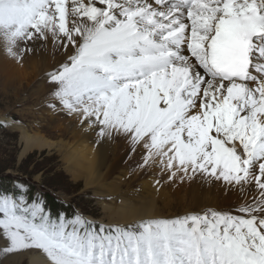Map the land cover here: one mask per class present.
<instances>
[{
  "label": "snow or ice",
  "instance_id": "snow-or-ice-1",
  "mask_svg": "<svg viewBox=\"0 0 264 264\" xmlns=\"http://www.w3.org/2000/svg\"><path fill=\"white\" fill-rule=\"evenodd\" d=\"M50 40L66 56L48 74L50 108L101 139L124 136L169 180L199 177L241 203L107 223L53 212L14 183L0 188V252L38 249L49 264H264V0H0V48L23 60Z\"/></svg>",
  "mask_w": 264,
  "mask_h": 264
},
{
  "label": "bare ground",
  "instance_id": "bare-ground-1",
  "mask_svg": "<svg viewBox=\"0 0 264 264\" xmlns=\"http://www.w3.org/2000/svg\"><path fill=\"white\" fill-rule=\"evenodd\" d=\"M30 47L35 51L26 54L23 60H17L8 53L0 56V87L7 92L13 91L21 99L24 98V94H34L36 110L45 114L48 109L45 105L42 106V102H51L52 85L50 80L45 84L44 82L53 67L66 59L65 49L58 47L51 40L47 43L36 41ZM17 69L23 70L24 75H17ZM32 78L36 80L33 83ZM57 110V112L48 111L49 114L44 116L47 117L45 121L50 127L49 130L53 132L51 134L58 138L57 140H49L39 130L27 129V125L17 126L18 124L12 122L13 126L20 128L23 143L20 157L35 149L57 147L63 155L66 170L76 179L83 176L86 187L94 189L93 194L98 199L103 213L99 221L129 224L143 219L163 217V207L160 205L162 197L155 189V185H158L155 178L153 179L155 184L151 180H146L141 190L129 193V190L127 192L124 190L130 185L119 177L120 174H127L130 166L137 174L142 172L140 168V170L136 168L145 163L144 149L139 146L134 147L130 140L118 134L101 139L97 130L81 122L79 115L71 113L68 117L66 110ZM155 158L148 162L155 161ZM117 172L119 176L111 180ZM191 181L193 191L198 192L201 197L196 203H193L194 201L192 205L189 203L185 211L200 209L204 205L226 206L235 199L241 202L236 192L225 193L218 185L203 184L199 177ZM114 195L115 199L111 203L105 201L106 198ZM25 256L28 257L29 264H49L46 254L38 249L9 254L5 257L4 264L18 263Z\"/></svg>",
  "mask_w": 264,
  "mask_h": 264
},
{
  "label": "rangeland",
  "instance_id": "rangeland-1",
  "mask_svg": "<svg viewBox=\"0 0 264 264\" xmlns=\"http://www.w3.org/2000/svg\"><path fill=\"white\" fill-rule=\"evenodd\" d=\"M6 53L3 48H0V56H4ZM24 73L23 70L17 69V75L22 76ZM31 81L33 83L36 80L32 78ZM48 81L49 77L44 84ZM24 95V98L21 99L13 91L7 92L0 87V188H11L14 183L24 184L30 187L33 192L43 193L53 212L64 209L71 215L72 211L76 209L84 213L89 219L99 221L103 213L98 199L93 194L94 189L86 187L83 176L76 179L66 170L63 155L57 147L35 149L26 153L22 158L20 157L23 143L21 141L20 128H17V126L27 125V129L39 130L49 140L58 139L51 134L53 132L49 130L50 127L45 121L47 117H44L49 114L48 111L57 112L58 110L49 107L51 102L43 101L42 106L45 105L48 110H44L47 113L42 114L41 111L36 110V96L34 94ZM65 112L66 115H69L68 117L71 116V113ZM20 121H23V123H20ZM12 122L18 125L13 126ZM53 130L59 132L56 129ZM30 154L36 155V158H32L30 163L27 164V171L35 172L32 176L17 170L23 160ZM5 164H9L11 167L3 170L2 168ZM152 167H156V170ZM139 168L142 172L137 174L136 170H132L130 166L127 174H120L119 176V172H117L112 176L111 180L118 176L122 177L126 184L130 185L128 189L125 188L124 190L125 192L129 190V193H136V191L141 190L146 180H151L154 183L153 179L155 178L156 183L159 181L158 185H155V189L158 190L157 194L162 197L160 205L163 207V217L161 218H172L199 210L198 208H193V211H185V207L189 206V203L191 204L193 201V203H196L201 197L198 192L193 191V182L191 180L183 182L178 178L175 181L169 180L168 169L164 167L157 157L155 161L148 162V164L142 163L136 169ZM49 176H52L55 182H60V188L45 186V180H50ZM117 195L121 196L120 194ZM114 199L115 195L106 198L105 201L111 203ZM240 203V201L235 199L227 203L228 205L226 206L219 205L218 207H236ZM8 255L0 252V264H4V259ZM10 264H29V259L25 256L20 262Z\"/></svg>",
  "mask_w": 264,
  "mask_h": 264
},
{
  "label": "trees",
  "instance_id": "trees-1",
  "mask_svg": "<svg viewBox=\"0 0 264 264\" xmlns=\"http://www.w3.org/2000/svg\"><path fill=\"white\" fill-rule=\"evenodd\" d=\"M43 154H45V152H43ZM32 158H36V155L35 154H30V155H28V157L26 158V159H24L23 160V162L21 163V165L17 168V170L19 171V172H21V173H23V174H27V175H29V176H32L33 175V173H35V172H29V171H27V164H29L30 163V161H31V159ZM11 166L9 165V164H5V166H3V170H6V169H8V168H10ZM29 173V174H28ZM50 178V180H48L47 178H45V179H47V180H45V186H49L50 188H60V182H55L54 180H53V178H52V176H49ZM45 188V187H44ZM51 202V201H50Z\"/></svg>",
  "mask_w": 264,
  "mask_h": 264
}]
</instances>
